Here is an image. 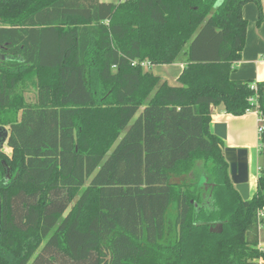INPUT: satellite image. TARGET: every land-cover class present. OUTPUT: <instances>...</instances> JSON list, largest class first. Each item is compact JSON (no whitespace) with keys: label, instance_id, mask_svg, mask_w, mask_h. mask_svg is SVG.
I'll use <instances>...</instances> for the list:
<instances>
[{"label":"trees","instance_id":"trees-1","mask_svg":"<svg viewBox=\"0 0 264 264\" xmlns=\"http://www.w3.org/2000/svg\"><path fill=\"white\" fill-rule=\"evenodd\" d=\"M248 2L260 24L261 0H0V264L264 261V171L244 200L211 128L264 116L231 77ZM181 53L178 85L142 64Z\"/></svg>","mask_w":264,"mask_h":264},{"label":"crops","instance_id":"crops-1","mask_svg":"<svg viewBox=\"0 0 264 264\" xmlns=\"http://www.w3.org/2000/svg\"><path fill=\"white\" fill-rule=\"evenodd\" d=\"M108 2L107 0H100ZM262 3V21L259 24V8L255 2H248L243 7V15L248 20L247 41L242 52V60L232 72L235 80L255 81L264 80V0ZM187 64V56L178 59L171 64L151 65L145 62L143 66L167 80L171 85H178V78ZM155 67V68H154ZM148 68V69H149ZM153 68L155 70H153ZM147 69V68H146ZM147 69V70H148ZM260 114L257 110H251L243 115H234L225 110L224 105L213 107L211 128L214 132V123L222 122L227 125V138L222 139L225 147L246 148L249 160V183L251 197L257 191L260 172L264 171V145L258 132ZM230 171V167H229ZM209 185L204 183V187ZM250 197V198H251ZM264 216V210L262 216ZM263 227L260 229V247L264 248L262 240ZM251 264H264L262 259L255 260Z\"/></svg>","mask_w":264,"mask_h":264},{"label":"water","instance_id":"water-1","mask_svg":"<svg viewBox=\"0 0 264 264\" xmlns=\"http://www.w3.org/2000/svg\"><path fill=\"white\" fill-rule=\"evenodd\" d=\"M214 133L221 139L227 138L226 123H214ZM9 136V131L5 127H0V143L3 144ZM225 158L230 165V177L237 190L244 200L250 199L249 183V160L246 148L225 147ZM0 222H1V201H0Z\"/></svg>","mask_w":264,"mask_h":264},{"label":"rangeland","instance_id":"rangeland-1","mask_svg":"<svg viewBox=\"0 0 264 264\" xmlns=\"http://www.w3.org/2000/svg\"><path fill=\"white\" fill-rule=\"evenodd\" d=\"M107 1H108V2H114V3H120V2H122V1H124V0H107ZM184 56H185V54H184V53H181L180 56H179V59L184 58ZM149 67H150V66H149ZM149 67H146V68L148 69ZM146 68L144 67L145 70H147ZM154 68H155V67H154ZM154 68H153V70H155ZM148 70H150V68H149ZM150 71H151V70H150ZM36 91H37L36 88H34L33 86H29V88H28V90H27V93H26L28 100H30V101L35 100V97H36V94H37ZM260 135H261V134H260ZM261 137H262V135H261ZM262 145H264V142H262ZM3 150H4L9 156L12 155V154H11V153H12L11 149H10L6 144L4 145ZM260 173H261V172H260ZM262 235H263L262 240L264 241V230L262 231Z\"/></svg>","mask_w":264,"mask_h":264},{"label":"built area","instance_id":"built-area-1","mask_svg":"<svg viewBox=\"0 0 264 264\" xmlns=\"http://www.w3.org/2000/svg\"><path fill=\"white\" fill-rule=\"evenodd\" d=\"M143 62L142 64H144ZM259 112V111H258ZM260 114V113H259ZM258 132L263 135L264 134V116L260 114L259 117V125H258ZM262 216V211L260 212V217Z\"/></svg>","mask_w":264,"mask_h":264},{"label":"flooded vegetation","instance_id":"flooded-vegetation-1","mask_svg":"<svg viewBox=\"0 0 264 264\" xmlns=\"http://www.w3.org/2000/svg\"><path fill=\"white\" fill-rule=\"evenodd\" d=\"M0 127H5V128H7L8 131H9V136H10V126H8V125H0ZM9 136H8L7 140H6L3 144L0 143V151H4V150H3V147H4V145L6 144V145L11 149V151L13 152L12 148L8 145V139H9ZM4 152H5V151H4ZM11 154H12V153H11Z\"/></svg>","mask_w":264,"mask_h":264}]
</instances>
